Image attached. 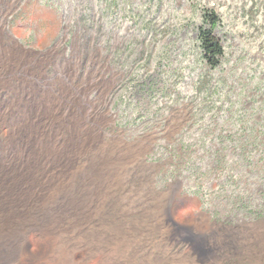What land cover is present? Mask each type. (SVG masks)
<instances>
[{
	"label": "rangeland",
	"instance_id": "374dc122",
	"mask_svg": "<svg viewBox=\"0 0 264 264\" xmlns=\"http://www.w3.org/2000/svg\"><path fill=\"white\" fill-rule=\"evenodd\" d=\"M207 12L224 48L213 68L200 39ZM0 47L17 52L14 77L39 88L24 104L12 76L13 88L0 85V144L13 126L45 132L26 171L49 229L25 235L29 252L68 250L76 264H264V147L248 129L258 123L264 140V0H0ZM3 197L0 264H27ZM234 238L235 252L225 246Z\"/></svg>",
	"mask_w": 264,
	"mask_h": 264
},
{
	"label": "bare ground",
	"instance_id": "6f19581e",
	"mask_svg": "<svg viewBox=\"0 0 264 264\" xmlns=\"http://www.w3.org/2000/svg\"><path fill=\"white\" fill-rule=\"evenodd\" d=\"M1 47H2V45H1ZM5 51L2 50V55L0 54V59H1V63H0V85H2L4 87L7 86V88H9V89H10V87L13 88V86L11 84H7V81L9 78L8 76H12L15 79V81L17 82V85H15L16 87L11 89L12 91H14V93L18 94L15 98L18 100V103L21 100V102H23L24 104L25 103L28 104V102H30V100H32V97L34 95H36L37 92L39 91V88L36 87L37 83L35 84L36 78H34V77H14V73L19 74L18 72L21 71L20 69L22 68V67H20V64L18 62L19 60H18L17 55H16L17 52L15 53L14 50H12V49L8 50V52H5ZM5 53L6 54L11 53V54H8L9 60L7 58H5V55L3 57V54H5ZM27 65L24 64L23 68L27 69L28 68ZM12 77H10V78L12 79ZM17 80H19V81H17ZM12 81H14V80H12ZM20 83H22L23 85L20 86ZM24 86L27 87L26 90L22 88ZM63 90L64 89L59 90V93H57L56 96L52 95V97H56L54 100V103L60 104L61 102H63V98H62V95L64 94ZM42 102H45V101L42 99L41 103ZM5 109H7V108H5ZM9 110L11 111L10 108H9ZM4 113H5V111H4ZM6 114H7V111H6ZM2 116H3V113H0V120H2V118H3ZM4 116H6V115H4ZM88 130L87 131L84 130L83 132L79 131V132H81L79 135L81 137L85 138V140L82 141V143H81L83 147L88 146L87 142L91 141L90 137L92 138V136L90 134L91 132H89ZM79 132H77V133H79ZM4 133L5 132H2V129L0 128V136L4 135ZM6 134H8V133H6ZM9 134H10L9 136H11L10 140H8L6 142H2L0 144V152L2 155V157H1L2 162H0V166L3 163V165H2L3 167L1 166L2 170H3V186H2V189L0 187V192H1L0 194L4 196L3 197V204L9 205V207L11 208V211H12L11 214H13L14 220H16V222L21 223V227H20V234H21L20 240L21 241H20V243H21V247H22L21 250H23L22 252H24L25 263H27V264L37 263V262L41 261L47 255H51L52 257H54V261H55L54 264H76V260L73 256V254L71 252H68V250L67 251L60 250L57 252H55V251L50 252V249H47V247H46L39 254H33L32 252H29L27 242L25 240V235L29 234V232H32V234L34 233V235L38 234V233L43 234L44 230L49 229V227H46L44 225L45 220L43 219V217H41L44 215V211L45 210L47 211V207H46V205L41 206V204L40 205H34L33 204V202L36 201L33 199L35 197L34 192H38L39 189H38V187L33 186L34 183L31 179L30 175L27 173L28 171H26L28 169V165L30 164L29 160L31 159L32 154H33V150H34V148H32L33 147L32 139L35 136H40V137L45 136V132H44V127H38V126L31 127V126H25V125L20 126L19 125V126H16V127L13 126L12 128H10ZM52 134H53V132H52ZM51 144H52L51 146L53 148H55L59 151L61 150L60 144H57L56 142H51ZM46 145H47V143H46ZM55 149H52V151L53 150L55 151ZM39 158H40V156H39ZM42 161H44V160H42ZM38 166H40V165L35 166L36 169L39 168ZM42 166H43V164L41 165V168H43ZM2 170H1V172H2ZM31 171H33V170H31ZM29 172H30V170H29ZM39 173H40V171H39ZM37 184L38 183H36V185ZM5 185H6V189H5ZM4 189H5V191H4ZM39 200H41V199H39ZM47 203H48V201H47ZM37 204H38V202H37ZM7 209H8V207H7ZM55 210L57 211L58 209L55 208ZM32 213H37V214L31 215ZM47 213H48V211H47ZM51 218H48V219L50 220ZM9 222H7L6 225H8ZM12 223H13V221H12ZM44 226L46 227V229ZM17 227L19 228L18 225H17ZM15 228H16V226H15ZM3 230L5 231V229H3ZM16 232H17V230H16ZM46 232H48V231H46ZM45 234L47 235V233H45ZM10 235H13V234H10ZM250 240H251V238H248V236L245 238L241 237L238 240V245L242 249V252L240 254L243 255V252L245 250L244 247H246L247 244H250ZM235 242H237L236 239H235V241L230 240V242L228 244H225V246H227L228 249L230 247V249H232L235 252L236 247L233 245ZM50 244H51V242H50ZM50 244H48V245H50ZM234 255H235V253H234Z\"/></svg>",
	"mask_w": 264,
	"mask_h": 264
},
{
	"label": "trees",
	"instance_id": "16d2710c",
	"mask_svg": "<svg viewBox=\"0 0 264 264\" xmlns=\"http://www.w3.org/2000/svg\"><path fill=\"white\" fill-rule=\"evenodd\" d=\"M203 21L207 24V27L200 28V36H201L200 39L204 49L206 62L210 67L213 68L218 66L220 64V60L224 57V48L221 44L220 39L218 38V35L215 33L219 25V19L214 12H207L203 17ZM257 126H259V124L254 123V125H251L250 127H248V129L250 128V134H252L254 139L256 140L258 139L259 141L258 144L264 147V140L263 139L261 140V138H259L261 132L260 130L257 129ZM242 137H245V142L242 143L241 141H238V143H236V146L242 152H244L246 146L250 145V138L249 135L248 134L246 135L245 133L242 134ZM260 162H263L264 164V155H262V157L260 158ZM239 203L242 204V206L247 205L242 200H239Z\"/></svg>",
	"mask_w": 264,
	"mask_h": 264
},
{
	"label": "clouds",
	"instance_id": "9594fccd",
	"mask_svg": "<svg viewBox=\"0 0 264 264\" xmlns=\"http://www.w3.org/2000/svg\"><path fill=\"white\" fill-rule=\"evenodd\" d=\"M191 213H192L191 206L182 208V209L178 210V212L174 216V219L178 224H185L187 222L189 216L191 215Z\"/></svg>",
	"mask_w": 264,
	"mask_h": 264
}]
</instances>
